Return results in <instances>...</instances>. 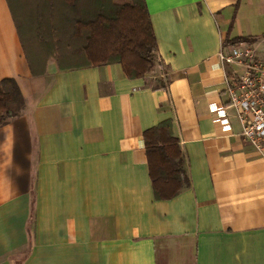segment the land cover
<instances>
[{
	"label": "crops",
	"instance_id": "crops-1",
	"mask_svg": "<svg viewBox=\"0 0 264 264\" xmlns=\"http://www.w3.org/2000/svg\"><path fill=\"white\" fill-rule=\"evenodd\" d=\"M145 4L162 69L128 78L51 59L33 75L0 0V80L24 98L0 126V264H264V159L233 109L229 128L210 110L227 102L221 46L264 48V0ZM167 119L189 185L156 200L143 132Z\"/></svg>",
	"mask_w": 264,
	"mask_h": 264
},
{
	"label": "trees",
	"instance_id": "trees-1",
	"mask_svg": "<svg viewBox=\"0 0 264 264\" xmlns=\"http://www.w3.org/2000/svg\"><path fill=\"white\" fill-rule=\"evenodd\" d=\"M16 1L22 7L30 51L24 46L9 1L8 4L33 75L44 72L49 59L44 56L52 50L59 69L119 63L128 78L143 77L162 64L145 0H37L26 5L22 0ZM55 1L66 5V11L60 12L63 26L60 32L49 33L50 38L56 37L55 41H45L44 34L38 31L42 22L40 14L50 11ZM257 38L238 37L231 41ZM157 83L164 87L162 80ZM23 107L24 98L16 81L1 79L0 126L19 115ZM143 139L154 199L175 197L189 185V180L178 139L172 133V121L167 119L146 129Z\"/></svg>",
	"mask_w": 264,
	"mask_h": 264
},
{
	"label": "built area",
	"instance_id": "built-area-1",
	"mask_svg": "<svg viewBox=\"0 0 264 264\" xmlns=\"http://www.w3.org/2000/svg\"><path fill=\"white\" fill-rule=\"evenodd\" d=\"M219 59L231 73L222 82L227 102L211 105L212 119L229 128L226 109H233L240 136L264 159V48L238 40L222 45Z\"/></svg>",
	"mask_w": 264,
	"mask_h": 264
},
{
	"label": "rangeland",
	"instance_id": "rangeland-1",
	"mask_svg": "<svg viewBox=\"0 0 264 264\" xmlns=\"http://www.w3.org/2000/svg\"><path fill=\"white\" fill-rule=\"evenodd\" d=\"M8 1L10 3V6L14 14V17L16 19V22L18 23L20 35L22 37L24 46L27 48L28 51H30V41L28 40V35H27L26 28L23 22L22 7L20 6V4H18L16 0H8ZM22 1L24 2V5H26L25 3L27 2H30L33 4L37 0H22ZM82 8L84 9L85 5H83ZM61 11H66V5H64L62 2L55 1L54 5L51 6L50 11L45 10L44 12H42L43 14H40L42 15L41 17L42 22L39 26L38 31L44 34L42 35V37L45 39V41L53 42L56 40V37L50 38L49 33L56 34V32L57 33L60 32L59 29H61V27L63 26V24L61 23V19H60ZM258 32H261V31L254 24L252 25V27H247L242 24L240 29L237 31V34H242V35H247L249 33L259 34ZM39 38L42 40L41 37ZM44 53L45 51L43 49V54ZM44 57L49 58L48 60L50 59L55 60V51L52 50L50 51V53L46 52V55ZM156 66H157V69H159V71L162 69L161 66H158V65Z\"/></svg>",
	"mask_w": 264,
	"mask_h": 264
}]
</instances>
